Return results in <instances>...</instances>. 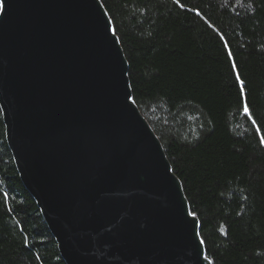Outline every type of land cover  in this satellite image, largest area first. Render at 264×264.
<instances>
[{
    "label": "water",
    "instance_id": "obj_1",
    "mask_svg": "<svg viewBox=\"0 0 264 264\" xmlns=\"http://www.w3.org/2000/svg\"><path fill=\"white\" fill-rule=\"evenodd\" d=\"M0 4L5 142L64 263L212 264L100 0Z\"/></svg>",
    "mask_w": 264,
    "mask_h": 264
},
{
    "label": "trees",
    "instance_id": "obj_2",
    "mask_svg": "<svg viewBox=\"0 0 264 264\" xmlns=\"http://www.w3.org/2000/svg\"><path fill=\"white\" fill-rule=\"evenodd\" d=\"M100 2L132 99L196 213L206 257L264 264V0H180L183 8L174 0ZM0 264H65L19 180L1 113Z\"/></svg>",
    "mask_w": 264,
    "mask_h": 264
},
{
    "label": "snow or ice",
    "instance_id": "obj_3",
    "mask_svg": "<svg viewBox=\"0 0 264 264\" xmlns=\"http://www.w3.org/2000/svg\"><path fill=\"white\" fill-rule=\"evenodd\" d=\"M174 2L177 3V4H179V6H180L181 8L184 7L183 4H180V0H174ZM0 8H3V5H2V4H0ZM196 14H197V15H200L199 12H197ZM107 23H108V22H106V24H107ZM111 30H112L113 34H115V32H116L115 27H113ZM223 39H224L223 36H221V40H223ZM224 47H225V49H228V48H229V46H228L227 43L224 44ZM227 56H228V58H229L230 60H232V58H233V53H232L230 50H228V51H227ZM231 67H232V69L235 71V70L237 69L238 66H237V64L233 61L232 64H231ZM235 79H236L237 83L239 84V90H240V93H241V101H242L243 111H244L245 114H249V113H250V108H249L248 103H247V96H246V86H245V83H244V81L241 79V77H240V75H239L238 73L236 74ZM253 123L255 124L256 121L253 120ZM257 131H259V129H257ZM260 143H261V145H264V138H261ZM189 215L193 216V224L195 225V223H196V220H195L196 213H195V212H190ZM197 235H198V234H197ZM25 242H27V238H25ZM204 243H205V241H204L203 239H201V240H200V244H204ZM205 259H207V257H205Z\"/></svg>",
    "mask_w": 264,
    "mask_h": 264
}]
</instances>
